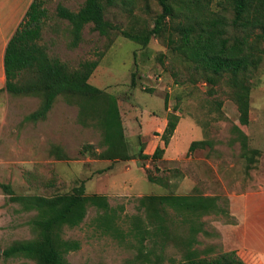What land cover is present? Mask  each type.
I'll return each instance as SVG.
<instances>
[{
  "label": "rangeland",
  "instance_id": "rangeland-1",
  "mask_svg": "<svg viewBox=\"0 0 264 264\" xmlns=\"http://www.w3.org/2000/svg\"><path fill=\"white\" fill-rule=\"evenodd\" d=\"M84 1L50 0V19L40 43L51 56L59 57L72 68L85 60H99L90 82L118 97L132 159L108 160L82 153L86 144H92L98 153L106 149L103 131L96 124H80L78 106L67 103L62 96L56 99L46 119L32 121L28 117L40 106L39 97L0 91V264H35L25 258H5L2 250L15 240L36 236L29 222L35 211L20 210L21 205L3 192L2 183L11 184L16 194L44 196L71 192L84 183L87 194H106L112 206H124L119 222L125 232L131 225V216L141 213L138 199L143 195L208 192L219 197L222 211L200 218L190 215L192 220L203 222L196 247L202 256L208 257L241 249L229 244L235 237L232 227L237 223L230 214L229 196L252 194L249 187L255 176L251 171L264 153V53L260 66L250 74L252 115L249 124L241 125L248 135V149H243L232 131L233 124L241 123L227 78L215 86L209 84L183 56L170 51L163 40L153 38L144 47L118 31L110 36L101 35L88 24L80 44L70 47L68 22L56 16V7L62 2L78 10ZM160 12L158 0H138L135 16L129 17L117 6H108L106 17L122 29L135 26L140 31L152 27ZM259 45L264 49V41ZM171 113H176L179 121L165 146L162 135ZM194 138H213L221 141L222 146L214 151L201 146L190 150ZM143 145L144 152L150 155L158 146L165 147V151L155 160L140 158ZM195 174L199 178L193 187L190 180ZM254 189L261 191L257 185ZM254 205L253 201L249 204L251 208ZM97 213L92 206L80 225L63 227L65 239L81 243L78 250L66 253L67 260L73 264H149L137 257L133 237L121 241L102 233L93 223ZM261 214L259 221L264 222V205L257 212ZM172 217L179 222L174 227L176 235L180 239L188 236L189 225L180 221L183 216L172 213ZM255 244L261 246L264 240ZM163 255L162 264H184L182 252L174 244L167 246ZM258 257L264 264V257Z\"/></svg>",
  "mask_w": 264,
  "mask_h": 264
},
{
  "label": "trees",
  "instance_id": "trees-1",
  "mask_svg": "<svg viewBox=\"0 0 264 264\" xmlns=\"http://www.w3.org/2000/svg\"><path fill=\"white\" fill-rule=\"evenodd\" d=\"M50 0H33L23 21L7 43L4 55L6 90L16 96H37L40 106L28 119L44 120L59 96L69 104L78 106V121L84 126L99 125L103 131L106 149L98 153L92 144H86L82 153L89 152L100 159L129 160V153L122 113L118 97L90 82L99 60H85L72 68L59 57L49 54L40 43L45 24L50 19L47 3ZM161 12L153 26L137 30L135 26L122 29L106 17L108 6H117L129 17L136 15L138 0H85L78 10L59 2L56 16L68 22L71 36L70 47H77L83 38L84 28L104 36L118 31L125 38L148 47L153 38L161 39L173 53H178L190 62L209 84L215 86L227 78L233 88L239 122L232 131L241 140L242 148L248 149V135L240 127L250 120V74L257 69L264 49V0H158ZM136 76V73L133 74ZM132 84L135 85V79ZM167 102V97H166ZM179 116L168 115L162 135L165 146L170 143ZM207 140L193 141L190 150L204 146ZM144 145L140 158L152 160L162 157L165 147L158 146L150 155ZM260 153V151L253 150ZM150 181L153 178L148 174ZM3 192L9 200L21 205L22 211H35L29 221L36 232L30 239L15 240L2 250L5 258H25L35 264H73L66 253L78 250L79 240L65 239V226L80 225L90 207L98 213L93 223L102 233L124 241L128 236L136 241L138 258L149 264H162L164 253L170 244L182 252L184 264H245L236 250L223 251L215 257L202 256L196 247L197 234L203 231V222L192 220L222 211L216 195L162 194L139 197L140 214L131 216L128 232L120 226L124 206L114 207L106 194H87L85 184L74 187L71 192L44 196L40 194H16L11 184L2 183ZM172 213L182 215L181 222L189 225L188 236L176 235L174 227L179 223ZM159 250V251H158ZM152 255L155 257L152 259ZM19 264H29L21 262ZM249 264V263H248Z\"/></svg>",
  "mask_w": 264,
  "mask_h": 264
},
{
  "label": "crops",
  "instance_id": "crops-1",
  "mask_svg": "<svg viewBox=\"0 0 264 264\" xmlns=\"http://www.w3.org/2000/svg\"><path fill=\"white\" fill-rule=\"evenodd\" d=\"M33 0H0V89L5 86L6 76L4 71V55L8 41L15 33L20 23L23 21L31 3ZM224 104L221 105L222 109L225 110ZM238 113V109H235ZM228 116V114L226 113ZM252 115V108L250 110V116ZM242 129L243 127L240 126ZM244 130V129H243ZM245 131V130H244ZM246 132V131H245ZM205 140V139H196ZM207 143L202 148L207 147L210 150H215L222 146L221 141L216 139H206ZM194 158H196L194 156ZM264 153L260 157L258 164L251 174L255 176V180L249 187L252 194L243 195H230V214L235 216L237 223L233 225L232 230L235 237H232L230 245L240 246L241 249L235 248L239 256L244 260L245 264H253L255 261L262 264L258 255L264 257V244L259 246L255 244L257 240H264V222L259 221L263 216L257 215V212L262 209L264 205ZM197 174L194 178H191L190 182L193 187L196 185L195 181L198 180ZM208 179V178H207ZM258 186L261 191H254V186ZM253 186V187H252ZM254 189V190H253ZM205 195H210L208 192ZM253 201L256 205L254 208L249 206L250 202ZM236 246V247H237ZM244 247V248H242ZM240 250V251H239ZM261 258V257H260ZM255 260V261H254Z\"/></svg>",
  "mask_w": 264,
  "mask_h": 264
}]
</instances>
